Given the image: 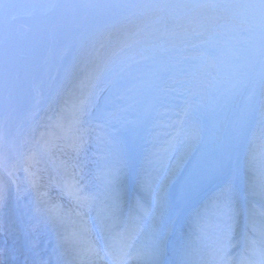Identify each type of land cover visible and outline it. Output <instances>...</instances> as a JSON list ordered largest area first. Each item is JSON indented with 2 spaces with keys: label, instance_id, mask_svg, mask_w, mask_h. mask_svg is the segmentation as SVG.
<instances>
[{
  "label": "rangeland",
  "instance_id": "rangeland-1",
  "mask_svg": "<svg viewBox=\"0 0 264 264\" xmlns=\"http://www.w3.org/2000/svg\"><path fill=\"white\" fill-rule=\"evenodd\" d=\"M196 1L206 4L191 6ZM170 9L196 13L204 24L212 22L214 28L220 26L228 31L227 34L219 33L227 36L226 46L215 55L216 73L201 89L189 93L188 98L169 84L177 81L185 69L174 64L165 69L164 82L154 86L142 104L138 99L140 85L136 75L138 66L132 60L135 55L131 51L133 48L127 46L124 34L115 39L110 37V29L118 26L121 20L152 17L157 12ZM252 9L255 15L249 19L248 12ZM196 49H200L199 46ZM128 52L132 54L131 59L127 58ZM84 58L97 65L95 69H88L89 72H98L96 76L94 73V77H99L94 85L82 79L85 74V69L81 67ZM107 59H111L114 68L121 72L124 70L119 84L111 82L102 70ZM76 68L78 78L73 79L72 73ZM236 75L240 76V80L234 82L232 77ZM70 81L78 91L73 95L68 113L79 112L80 116L74 123L71 119L65 124L68 133L57 139L54 150L59 152L66 145L67 135L76 133L80 123H94L91 137L84 138L82 149L73 154L78 157L76 163L68 158L63 163L74 169L78 161L89 154L95 163L85 164L80 171L75 170V175L80 172L76 180H82L79 182L82 187L85 186L88 191H104L116 185L124 186L120 196L122 209L105 218L106 228L101 234L106 240H112L110 236L116 235L119 242L118 231L123 218L128 217L125 207L132 197L137 175L149 177L153 166L183 153L190 130L195 128L208 132L216 113L222 108L226 109L227 117L218 130L222 157L214 180L224 175L225 183L238 184L243 206L251 200L245 195L249 184L257 191L259 187L264 189V165L259 162L260 158H264V137L257 142L254 157L249 158L252 162L249 170L256 175L251 183L246 185L243 174L235 167L239 156L237 126L249 116L251 119L250 110L264 91V0H0V143L8 137L7 131H16L26 119L24 127L38 122L41 117L50 120L53 117L51 108L58 105V91ZM116 86L121 93L110 98ZM89 89L97 93L101 90L104 103L97 104ZM182 106L186 109L179 112ZM37 116H40L38 120ZM179 127L182 132L177 136L174 132ZM36 162L27 161L23 156L12 167L13 174H6L13 179L17 189L26 186L32 193L44 198L49 216L61 218L66 228H72L71 218L85 211L78 205H68L62 189L52 185V176L64 184V170H55V174L54 170L49 171V175L45 173L42 177L38 175L40 164ZM59 164L55 163L53 167L58 169ZM0 166L2 169L5 167L1 159ZM112 169L114 172L118 170L126 181L113 178L109 172ZM206 187L204 185L186 197L191 205L184 203V199L175 206L168 220L166 218L165 229L160 230L156 222H143L141 232L150 241L138 243L142 235L139 233L132 251L139 249L145 264H190L192 260L200 261V258L213 262L214 254L225 242L218 233L222 226L217 221L226 220L222 209L209 208L206 216L203 213L202 219L208 223V228L192 225L189 221L183 229H177L187 212L198 208L210 196L197 198ZM137 190L141 196L147 191L144 185ZM181 193L179 190L176 195ZM195 198L197 200L192 203ZM178 199L175 196L174 201ZM253 202L260 207L258 202ZM4 209L9 211V206ZM4 215L0 212V222ZM93 222L90 217L85 231L99 233ZM232 228L239 233L238 227ZM257 234L264 241V231H257ZM176 235L177 241L174 240ZM73 237L66 234L62 238ZM7 240L0 233V247L9 243ZM154 241L163 249L158 255L152 250ZM130 263L124 261L122 264Z\"/></svg>",
  "mask_w": 264,
  "mask_h": 264
},
{
  "label": "bare ground",
  "instance_id": "bare-ground-1",
  "mask_svg": "<svg viewBox=\"0 0 264 264\" xmlns=\"http://www.w3.org/2000/svg\"><path fill=\"white\" fill-rule=\"evenodd\" d=\"M205 4L196 1L191 6H205ZM188 12L185 9H170L166 12H157L152 17H137L134 21L124 19L118 26L110 29L112 31L110 37L115 39L124 34L127 46L133 48L131 51L133 50L135 55L132 60L136 61L138 66L136 75L138 74L137 80L140 85L138 99L142 104L146 102L152 88L164 82L165 69L174 64L182 65L185 69L178 76L180 78L177 81L169 84L182 91L185 98H188L187 95L192 91L201 89L216 73L217 57L215 55L226 46L227 42V36L220 34L224 32L227 34L228 31L220 26L214 28L212 22L204 24L203 20L198 18V14ZM248 15L249 19L254 16V9L249 11ZM196 46L200 49H196ZM124 53L127 52L124 51ZM130 55L132 56L130 53L127 54V58L131 59ZM85 60L84 58L81 66L85 69L82 79L94 85L99 80V77H94V73L96 76L98 72H89L88 69L91 67L95 69L97 65L90 59ZM113 65L111 59H107L102 70L109 76L111 82L119 84L120 75L124 74V70L121 72ZM77 73L76 68L72 73L73 79L78 78ZM232 78L234 82L240 80L238 75ZM119 90L120 88L116 86L110 98L120 95ZM75 91L78 90L70 81L66 87L58 91V105L51 108L53 117L50 120L37 116V120L40 118L38 122L24 127L26 119V122L21 123L18 128L15 127L16 131L12 129L7 131L8 137L0 143V159L5 163L3 169L0 166V212L5 213L0 222V233L9 241L0 247V264H122L124 261H131L130 264H145L139 249L132 251V247L137 244L135 239L139 233L142 235L138 243L145 244L148 239L150 241V238L141 232L143 222H156L160 230L165 229L167 217L173 212L175 206L184 199V203L190 204L189 198L186 197L204 185L208 187L197 198L210 196L198 208L188 211L185 220H182L177 229H183L189 221L192 225L209 227L208 223L202 219L203 213L206 216L207 209L213 208L224 211L223 216L226 220L217 221L222 226L218 233L224 239H227V231L233 225L236 227L240 225L243 216L246 218L247 227L255 232L256 236L257 231H264V189L259 187L257 191L256 187L253 188L249 184L245 195L251 200L243 206L242 192L238 184L225 183L224 175L214 180V176L219 172L222 157L218 130L227 117L226 109L221 107L208 132L195 128L190 130L183 153L174 156L168 162L153 166L149 177L137 175L132 197L125 207V214L128 215L129 221L125 229L118 232V235L122 233V236L118 237L119 242L116 241V235L110 236V239L115 240L114 243L111 242L112 240H106L101 234V231L106 228L105 218L122 209L123 201L120 196L123 195L124 186L116 185L104 191H88L84 188L85 186L82 187L79 183L82 180H76L80 172L75 175V170L80 171L85 164L88 166L95 163L89 154H85L84 159L78 161L74 169L63 163L65 159L67 162V158L76 163L78 157H74V153L82 149L84 138L91 137L94 123L90 121L80 123L76 133L67 135L66 145L61 147L59 152L54 150L58 143L57 139L68 133L65 124L70 123L71 119L74 123L80 116L79 112L68 113ZM89 91L97 104L104 103L105 98L100 94L101 90L99 93L92 89ZM261 94L250 110L251 119L249 116V119L239 123L236 131L239 140V156L235 167L236 171L243 174L246 185L256 176L249 170L252 164L249 158L254 157L253 151L257 142L264 137V91ZM185 109L186 107L182 106L178 111L182 112ZM22 129L23 131L17 134ZM181 132L179 127L175 129L174 134L178 136ZM23 156L27 161H37L36 164H40L39 176L44 177L45 173L49 175L53 170L54 174L55 170L60 172L64 170L66 177L64 184L62 185L56 176H52V185L62 189L68 205H78L85 211L71 218L72 228H66L61 218L55 215L49 216L44 198L32 193L26 186L17 189L13 179H9L6 172L13 174L12 167ZM259 162L264 165V158H260ZM55 163H60L58 169L53 167ZM109 172L116 180L122 178V182L126 181L118 170L114 172L112 169V172L111 170ZM212 179L213 183H211ZM221 184L223 185L220 186ZM140 185L146 186L147 191L144 196L137 194V187L140 188ZM73 186H76L79 191H72ZM179 190L182 193L176 195ZM175 196L179 198L176 201H174ZM197 198L193 199L192 203ZM253 200L258 202L260 207L255 206ZM5 206H9V211L4 209ZM90 217L97 225L99 233L92 230L85 231ZM66 234L74 237L62 238ZM84 234L85 237H83ZM174 240L177 241V235ZM241 241L242 239H239V245ZM259 241L263 244L261 251L255 246H245L244 251L250 255L244 256L243 253L240 264H264V241L260 238ZM152 250L157 255L163 251L162 246L155 241ZM220 264L235 263L225 259Z\"/></svg>",
  "mask_w": 264,
  "mask_h": 264
},
{
  "label": "snow or ice",
  "instance_id": "snow-or-ice-1",
  "mask_svg": "<svg viewBox=\"0 0 264 264\" xmlns=\"http://www.w3.org/2000/svg\"><path fill=\"white\" fill-rule=\"evenodd\" d=\"M72 191H76V192H78V191H79V189H78L76 186H73V189H72Z\"/></svg>",
  "mask_w": 264,
  "mask_h": 264
}]
</instances>
